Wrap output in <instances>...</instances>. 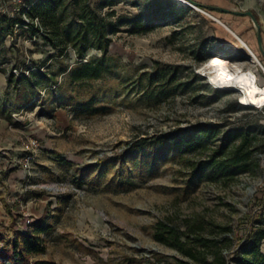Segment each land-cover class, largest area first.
<instances>
[{
  "label": "rangeland",
  "instance_id": "374dc122",
  "mask_svg": "<svg viewBox=\"0 0 264 264\" xmlns=\"http://www.w3.org/2000/svg\"><path fill=\"white\" fill-rule=\"evenodd\" d=\"M154 1L90 0L96 14L116 24L123 20L116 32H109L111 71L104 81L95 83L113 94L111 113L88 117L71 106L63 107L70 123L61 127L40 108L19 123V115H14L7 130L17 135L20 151L4 144L0 130V249H10L17 238L22 240L29 233V227L21 223L27 214L32 223L44 217L52 227L44 235L46 252L31 259L59 264H176L177 260L220 264L222 257L234 264L233 258L256 230L264 216V171L255 170L256 163L264 170L259 155L264 154V107L243 104L241 92L219 88L206 73L211 58L221 56L233 71H255L264 85V56L255 22L250 16L173 0L176 11L169 10L170 18L156 22L150 30L132 32L131 19L144 14L146 21ZM195 1L253 11L264 40V0ZM160 2L168 5L167 0ZM69 14L66 27L75 19L72 11ZM79 24L80 20L74 27ZM28 39L23 31L17 41L8 36L10 62L1 69L8 79L13 65L23 71L36 66L33 72H47L52 66L59 73L62 63L73 67L82 61L76 50L82 47L80 41L68 40L55 47L44 36L36 43ZM201 47L209 59L198 65ZM56 48H67L64 59ZM91 48L83 62L103 55ZM158 62L180 67L171 94L163 78L152 77ZM59 79L66 77L60 74ZM215 89L225 92L217 96ZM91 92L84 91L81 97ZM42 93L43 98L46 90ZM36 124L58 138L59 148L47 146L46 139L27 131ZM207 126L222 130L208 140L207 147L184 145ZM239 127L257 132L254 161L249 172L220 175L209 164L211 152L222 146L228 130ZM32 138L40 146L31 165L35 176L28 180L21 163ZM55 156L72 165H61ZM8 160L22 173L17 194L8 179L4 184L12 165ZM37 184H56L60 191L31 187ZM14 214L20 218V227ZM158 233L166 241L158 239Z\"/></svg>",
  "mask_w": 264,
  "mask_h": 264
},
{
  "label": "trees",
  "instance_id": "16d2710c",
  "mask_svg": "<svg viewBox=\"0 0 264 264\" xmlns=\"http://www.w3.org/2000/svg\"><path fill=\"white\" fill-rule=\"evenodd\" d=\"M168 5L163 6L160 0H155L151 5V10L147 16H142L131 19L132 32H141L150 30L158 21H163L170 18L172 14L169 10L176 11L172 8L173 0H167ZM174 10V11H173ZM70 11L74 14L71 25H65ZM80 12V13H79ZM216 12V11H215ZM31 16L38 17L46 29L43 35L48 43L60 47L69 41H80L81 48H76L80 59L79 64L70 67L66 63H62L61 71L52 70V66L48 67L47 72H33L22 75L16 78L13 74L9 75L11 83H17L16 87H20V100L23 104L33 105L40 101L45 104L50 102L52 107L63 108L73 107L78 114L88 117L107 115L114 110V107L109 103V99L113 94L96 86V82L104 81L108 73L111 71L110 64L113 59L108 55L109 46L112 41L109 35L110 31L116 32L117 27L123 23L116 24L111 22L106 17L96 14V9L92 6L90 0H41L30 11ZM121 19V18H120ZM80 24L76 28L75 22ZM17 21H21V17H11L9 15L0 14V69H3L10 60L6 57L7 52L11 48L7 47L6 41L8 36L15 30ZM95 49L101 50L103 55L99 58L89 59L83 62L87 57L88 52ZM59 50V55L63 59L67 55V48H56ZM198 65L206 62L209 57L205 55L203 47L198 49ZM156 74L152 77L160 76L163 78L167 86L166 92L170 94L174 90H170L174 85V80L177 77L180 67L168 66L162 63ZM60 74H64L65 81H60ZM197 77H200L197 75ZM41 87V88H40ZM211 87V86H209ZM46 90V95L42 98V91ZM88 96L81 97L84 91H92ZM177 90V88L175 89ZM217 96L222 95L225 91L220 89L213 90ZM31 92V95L24 98L26 93ZM240 107H242L240 105ZM219 130L210 129L208 126L197 134H191L190 138L184 142V145L195 146L200 148L207 147L209 139H212L216 134H220ZM195 135L200 136L197 142ZM195 136V139H194ZM178 142L181 145L183 140ZM258 135L255 130L246 127L230 129L226 132L223 139V144L215 151L211 152L209 160L210 166L216 168L220 175H231L232 172H249L251 164L254 161L253 154L257 150ZM178 145V147H180ZM209 147V146H208ZM211 149V148H210ZM61 164L65 160L60 161ZM72 165V164H71ZM255 168L258 171L260 164L256 163ZM256 230L247 238L242 245V250L237 252L233 258L234 264H264V253L261 251V244L264 240V216L258 219ZM29 233L20 240L17 238L12 247L9 249H0V264H59L51 260H32L30 256L45 253L47 246L45 244L44 235L52 229L46 223V220L34 222L30 225ZM160 240L166 239L161 234H156ZM186 253L192 257H196L192 250H187ZM176 264H189L183 260H177ZM220 264H228L225 257L220 258Z\"/></svg>",
  "mask_w": 264,
  "mask_h": 264
},
{
  "label": "crops",
  "instance_id": "0c3cea01",
  "mask_svg": "<svg viewBox=\"0 0 264 264\" xmlns=\"http://www.w3.org/2000/svg\"><path fill=\"white\" fill-rule=\"evenodd\" d=\"M8 41V39H7ZM12 51V48H11ZM17 84V83H16ZM15 83H11L10 80L6 77V74L4 71H2L0 69V130L4 136V144L8 147H11L14 149V151H20L21 145L18 141L17 135L15 133L10 132L9 130H7V123L8 122H13L14 121V115H19V120L18 123L20 122V118L21 121H25V119L27 120V114L29 112H35V111H39L40 109H42V113L47 116L50 115L52 117H54L57 122H58V127L60 126H66V120L68 116L67 113H69L67 111V109L65 108H53L52 105L50 104V102H47L45 104H42L43 106L41 107L40 105V101H38L37 103L29 106L28 104H23L20 100V87L17 88L14 86H16ZM31 95V92L26 93L24 98L26 99L27 97H29ZM29 106V107H28ZM40 108V109H39ZM39 109V110H37ZM71 118V116H70ZM69 119V118H68ZM27 122H24V125H26ZM70 123V121H69ZM69 123H67V125H69ZM31 134H34L37 137H41L43 139H46V144L47 146L54 148V147H58V138H54V134H52V132H50L49 130H47L46 128H41V126H39V124H36V126H32L30 128V130H28ZM59 148V147H58ZM10 161L8 160V163ZM11 163V162H10ZM11 167L9 171H6V177L4 180V184L5 186L8 184L7 183V179L8 182L11 185V189L16 193H18V188H19V180L21 179L22 173L20 171V169L14 170L15 165H13L14 163H11ZM63 166H68L71 165L70 162H65L63 164H61ZM1 185V183H0ZM16 193V194H17ZM1 195V194H0ZM15 198V197H14ZM36 201V198H33L32 201ZM15 219L18 218L16 214H14ZM13 219V218H12ZM34 222H39L42 220H45L44 217H37L36 219H34ZM21 223L26 226L27 228L29 227L28 230H30V225L32 224V221H30V219H28L27 217H23L21 220ZM16 227H20V218L17 219L16 221Z\"/></svg>",
  "mask_w": 264,
  "mask_h": 264
},
{
  "label": "built area",
  "instance_id": "2783aa9c",
  "mask_svg": "<svg viewBox=\"0 0 264 264\" xmlns=\"http://www.w3.org/2000/svg\"><path fill=\"white\" fill-rule=\"evenodd\" d=\"M41 0H0V13L4 15H9L11 17H21V21H17L15 25L14 32L10 35L13 41H17L20 37V32L23 31L27 35L28 40L36 43L38 42L46 32L41 20L38 17H33L30 14L32 8L39 3ZM38 70L36 66H31L30 70L23 71L20 70L19 65H13L10 74H13L16 78H20L22 75L30 74L31 71ZM40 144L37 139H30L27 145V150L25 157L22 159V166L24 168L26 177L28 180L34 178V170L32 168V163L36 159V150L39 148ZM261 159H264V154H259ZM56 161H61L59 156L54 157ZM260 160V159H259ZM20 164V159L19 162ZM264 170L262 167L258 169V174H261ZM76 185L80 186V181H76ZM33 188L39 189H49L60 191V188L55 184L53 186H47L45 184L31 185ZM29 219V214L26 215ZM32 221V219H30ZM239 249V248H238ZM237 251V250H236Z\"/></svg>",
  "mask_w": 264,
  "mask_h": 264
},
{
  "label": "bare ground",
  "instance_id": "6f19581e",
  "mask_svg": "<svg viewBox=\"0 0 264 264\" xmlns=\"http://www.w3.org/2000/svg\"><path fill=\"white\" fill-rule=\"evenodd\" d=\"M180 2L190 5L187 0H179ZM253 53V52H252ZM255 61L257 60L254 54ZM213 61H219L218 64H213ZM258 62V60H257ZM260 63V62H259ZM209 73L206 72L211 82L218 85L221 89L237 88L243 91L242 103L249 107H264V85L258 82V75L255 71L236 70L233 71L230 64L221 56L211 58L209 64Z\"/></svg>",
  "mask_w": 264,
  "mask_h": 264
},
{
  "label": "water",
  "instance_id": "95a60500",
  "mask_svg": "<svg viewBox=\"0 0 264 264\" xmlns=\"http://www.w3.org/2000/svg\"><path fill=\"white\" fill-rule=\"evenodd\" d=\"M187 1L190 3V6H193V7L199 8V9L204 8V9H207L209 11L231 13V14L240 15V16H250L253 19V21L255 22V25L257 28V35H258L260 49H261V52L264 56V40H263V36H262V26L259 24V22H258L253 11L230 10V9L224 8V7H218V6L203 4V3L195 1V0H187ZM248 49L251 51V53L253 52L249 47H248ZM252 54L254 55L255 53L253 52ZM257 59H258V57H257ZM259 62H260V60H259ZM233 89L244 93L243 91L238 90L237 88H233Z\"/></svg>",
  "mask_w": 264,
  "mask_h": 264
},
{
  "label": "snow or ice",
  "instance_id": "6c2138e0",
  "mask_svg": "<svg viewBox=\"0 0 264 264\" xmlns=\"http://www.w3.org/2000/svg\"><path fill=\"white\" fill-rule=\"evenodd\" d=\"M213 64H218V63H220L219 61H213L212 62Z\"/></svg>",
  "mask_w": 264,
  "mask_h": 264
}]
</instances>
